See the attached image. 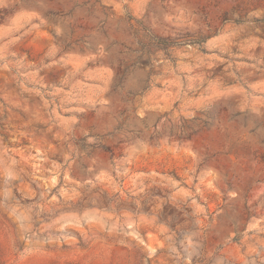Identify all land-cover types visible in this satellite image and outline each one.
Instances as JSON below:
<instances>
[{
    "label": "rangeland",
    "instance_id": "obj_1",
    "mask_svg": "<svg viewBox=\"0 0 264 264\" xmlns=\"http://www.w3.org/2000/svg\"><path fill=\"white\" fill-rule=\"evenodd\" d=\"M0 264H264V0H0Z\"/></svg>",
    "mask_w": 264,
    "mask_h": 264
}]
</instances>
